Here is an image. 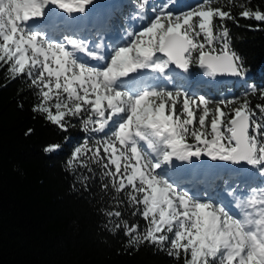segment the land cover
Wrapping results in <instances>:
<instances>
[{"label": "snow or ice", "instance_id": "snow-or-ice-1", "mask_svg": "<svg viewBox=\"0 0 264 264\" xmlns=\"http://www.w3.org/2000/svg\"><path fill=\"white\" fill-rule=\"evenodd\" d=\"M215 2L175 12L168 11L175 0L150 8L134 0L132 19L148 22L105 45L79 36L93 0H0V67L8 66L11 79L31 81L39 100L32 110L60 130L78 118L84 132L103 133L74 141L66 166L91 174L96 165L108 180L102 188L111 186L117 203L124 193L132 215L145 220L141 228L120 219L119 210L104 213L117 218L111 231L122 230L129 248L155 245L176 260L183 255V264H264V103L251 106L248 95L257 88L244 79L225 24L235 17ZM239 6L240 17L264 22V12ZM193 65L211 81L228 75L247 87L218 102L190 95L177 70ZM204 157L244 167L220 177L227 187L184 185V165ZM255 177L260 184L251 183ZM88 178L82 174L81 183Z\"/></svg>", "mask_w": 264, "mask_h": 264}, {"label": "trees", "instance_id": "trees-1", "mask_svg": "<svg viewBox=\"0 0 264 264\" xmlns=\"http://www.w3.org/2000/svg\"><path fill=\"white\" fill-rule=\"evenodd\" d=\"M239 5L264 12V0H216L212 4L230 10L235 17L225 24L231 47L243 60L244 79L257 88L255 95H248L255 107L264 103L259 98V90L264 89V22L240 17ZM135 9L134 0L124 4L126 12ZM115 16L121 18L122 14ZM216 23H220L218 18ZM7 67H0V264H183V255L176 260L146 243L129 248L122 230L111 231L117 218L110 220L104 215L108 210L121 211L120 219L130 225L138 223L143 228L146 222L139 213L132 215L135 209L124 193L119 194L117 203L111 186L102 188L108 180L100 178L96 165H92L91 174L66 166L74 141L98 138L103 133L84 132L78 118H70L66 132L48 122L32 110L39 100L31 81L9 78ZM202 71L191 66L193 82L188 84L180 77L179 85L187 90V85L194 87L190 95H204L214 102L241 96L247 87H241V80L214 86ZM52 144L61 147L46 152ZM82 174L89 177L85 183H81ZM233 182L229 180V184ZM252 183L260 184L261 178ZM222 185L221 179L213 184L214 189Z\"/></svg>", "mask_w": 264, "mask_h": 264}, {"label": "rangeland", "instance_id": "rangeland-1", "mask_svg": "<svg viewBox=\"0 0 264 264\" xmlns=\"http://www.w3.org/2000/svg\"><path fill=\"white\" fill-rule=\"evenodd\" d=\"M166 0H148V4H149V8L152 5H157V4H161V3H165ZM197 4H199V0H175V4H172L169 6L168 11H187L189 10V7H194ZM123 3H118L116 6H109V8L105 9V8H101L100 12H96V11H90L88 13L85 14V18L83 19V30L80 31L79 34H82V32H85L86 36L88 37L90 42L96 41L93 37V33H92V29L89 27V25L93 24H101L103 25L107 30H108V37H100V42L104 43L105 45H107L106 43H109L108 41H105L106 38L109 40H116L117 44L119 42L122 41V39H128V37L125 35V32L129 29V30H139L140 27H142L144 24H141L140 22L137 21V19H132L133 15L137 12H135L134 14H130V12H126L123 10ZM87 8L89 10L94 9V7L90 4L87 6ZM185 8V9H184ZM184 9V10H183ZM117 12H119L120 14H122L121 18H117L115 15L117 14ZM146 17H152L154 15V13H152L150 10H146L145 13ZM42 18H37V20H40ZM31 23V21L29 22ZM85 37V36H83ZM106 42V43H105ZM111 42V41H110ZM111 44V43H110ZM92 46V44L90 45V47ZM186 82L188 84H191L193 81V77L191 75H188V73L185 76ZM174 84L169 85V87H173ZM190 88V90L184 89L185 91H188L189 94L191 93V91L194 89V87H191L189 85L186 86V88ZM207 157H204V160H200L199 161V165L196 167V174L198 175L201 179H205L207 177H210V182L212 184L219 182V178L224 174V169L227 171L228 170V162H220V161H211L210 158H207V160H205ZM198 162V161H197ZM206 162H208L207 164H205ZM173 163H177L176 161H173ZM194 163V162H193ZM201 163V164H200ZM184 167L186 169H188L189 164H185ZM221 168H223V170H221ZM259 177H255V178H250L251 180H256ZM194 184L197 188H202V184L201 182H194V180H192V182L190 181H186L185 177H184V185H189V184ZM199 183V185H197ZM208 188L209 187H205ZM211 188V187H210ZM213 190V189H211ZM244 191L247 192V189H245Z\"/></svg>", "mask_w": 264, "mask_h": 264}, {"label": "water", "instance_id": "water-1", "mask_svg": "<svg viewBox=\"0 0 264 264\" xmlns=\"http://www.w3.org/2000/svg\"><path fill=\"white\" fill-rule=\"evenodd\" d=\"M125 0H93L92 5L96 8H108L111 5H117L118 3H123ZM177 72H181L180 70H177ZM183 73V72H181ZM216 79L220 82H226V83H234L236 81H239V78L224 75V76H217ZM240 167H244L243 165H236Z\"/></svg>", "mask_w": 264, "mask_h": 264}, {"label": "bare ground", "instance_id": "bare-ground-1", "mask_svg": "<svg viewBox=\"0 0 264 264\" xmlns=\"http://www.w3.org/2000/svg\"><path fill=\"white\" fill-rule=\"evenodd\" d=\"M85 18V17H84ZM83 18V19H84ZM201 160H204V158H202ZM205 160H207V158L205 159ZM194 162V163H193ZM193 162H192V164H195V163H198L199 164V161L197 162L196 160H195V158H193ZM201 162V161H200ZM208 162H206L205 164H207ZM201 164V163H200ZM191 165V164H190ZM189 165V166H190ZM189 168V167H188ZM196 171V170H195Z\"/></svg>", "mask_w": 264, "mask_h": 264}]
</instances>
